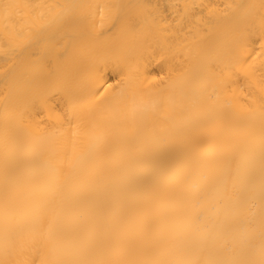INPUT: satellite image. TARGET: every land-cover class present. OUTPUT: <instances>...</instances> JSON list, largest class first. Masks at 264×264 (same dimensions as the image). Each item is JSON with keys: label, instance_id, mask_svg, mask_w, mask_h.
I'll return each mask as SVG.
<instances>
[{"label": "bare ground", "instance_id": "obj_1", "mask_svg": "<svg viewBox=\"0 0 264 264\" xmlns=\"http://www.w3.org/2000/svg\"><path fill=\"white\" fill-rule=\"evenodd\" d=\"M0 264H264V0H0Z\"/></svg>", "mask_w": 264, "mask_h": 264}]
</instances>
